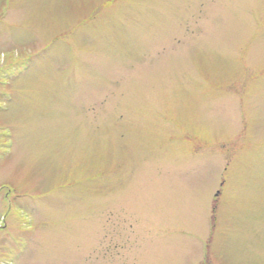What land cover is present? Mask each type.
Masks as SVG:
<instances>
[{
    "label": "rangeland",
    "instance_id": "374dc122",
    "mask_svg": "<svg viewBox=\"0 0 264 264\" xmlns=\"http://www.w3.org/2000/svg\"><path fill=\"white\" fill-rule=\"evenodd\" d=\"M0 264H264V0H0Z\"/></svg>",
    "mask_w": 264,
    "mask_h": 264
}]
</instances>
